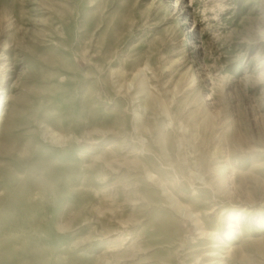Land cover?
Segmentation results:
<instances>
[{
  "label": "rangeland",
  "instance_id": "rangeland-1",
  "mask_svg": "<svg viewBox=\"0 0 264 264\" xmlns=\"http://www.w3.org/2000/svg\"><path fill=\"white\" fill-rule=\"evenodd\" d=\"M0 264H264V0H0Z\"/></svg>",
  "mask_w": 264,
  "mask_h": 264
}]
</instances>
